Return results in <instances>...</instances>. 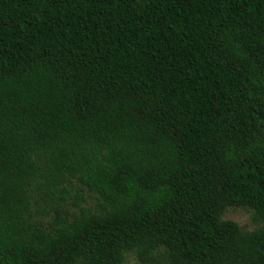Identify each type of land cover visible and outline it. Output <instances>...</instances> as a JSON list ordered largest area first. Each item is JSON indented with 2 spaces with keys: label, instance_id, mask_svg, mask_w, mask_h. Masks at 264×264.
I'll return each instance as SVG.
<instances>
[{
  "label": "trees",
  "instance_id": "trees-1",
  "mask_svg": "<svg viewBox=\"0 0 264 264\" xmlns=\"http://www.w3.org/2000/svg\"><path fill=\"white\" fill-rule=\"evenodd\" d=\"M228 208L264 223V0H0V264H264Z\"/></svg>",
  "mask_w": 264,
  "mask_h": 264
},
{
  "label": "rangeland",
  "instance_id": "rangeland-1",
  "mask_svg": "<svg viewBox=\"0 0 264 264\" xmlns=\"http://www.w3.org/2000/svg\"><path fill=\"white\" fill-rule=\"evenodd\" d=\"M88 205L92 204L87 200ZM87 205V204H82ZM223 220H230L236 223L239 228L244 231H253L264 225L263 222L254 220L252 211L242 208H228L224 215L222 216ZM124 264H140L133 255H129L125 260Z\"/></svg>",
  "mask_w": 264,
  "mask_h": 264
}]
</instances>
